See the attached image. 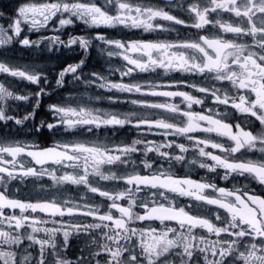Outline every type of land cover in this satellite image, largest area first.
Masks as SVG:
<instances>
[{
    "label": "snow or ice",
    "instance_id": "snow-or-ice-1",
    "mask_svg": "<svg viewBox=\"0 0 264 264\" xmlns=\"http://www.w3.org/2000/svg\"><path fill=\"white\" fill-rule=\"evenodd\" d=\"M72 2L67 0L69 4ZM62 6L61 0H15L14 3L2 6L0 20L4 23L0 24H3L6 31H0V44L4 45L0 47V84L3 85V89H0V128L21 130L25 119L37 126L41 123H37L39 104L33 103L32 97L27 94V86H38L40 80L47 77L46 66L40 60L22 62L16 59L13 54L17 49L27 50L38 57L49 51L55 52L57 47L65 52L79 50L80 58L65 61L55 70L57 87L61 82L67 83L74 75L85 71L88 61L84 49L79 42L69 44L75 34H61L54 25L51 31L40 28V23ZM119 9L132 11L126 2L120 3ZM115 11L113 8L109 14L114 15ZM135 11L142 17L147 16L135 27L142 26L145 32L157 33L175 30L177 37L116 40V48H130L133 53L142 50L146 57L156 54L148 64H139L134 56L125 53L121 63L129 68H138L141 72L150 64L163 72L168 66L166 62L172 61L181 71L195 70L218 81L219 88L208 85L197 87L189 82L183 85L184 90H181L179 84L169 82L168 86L174 90L163 94L179 97L189 107L201 104L206 98L217 105H223L225 110L239 112L243 120L211 122L216 125L219 134L227 138L232 148L239 147L246 152V145L261 146L264 143V0H179L175 5L138 0ZM224 14H228L227 19H223ZM154 19L158 23L155 29L149 22ZM29 23L35 25L31 31ZM34 33L37 34L35 38ZM58 36L64 43L50 48V41ZM98 37L105 39L102 33ZM9 38H14L11 46L6 43ZM103 77L104 69L88 70L87 75H81L76 84L83 89L96 87ZM34 79L36 83H33ZM190 85L200 95L185 90ZM221 89L223 94H220ZM233 89L244 93L239 97L240 103L230 100L229 95ZM9 93L15 94L16 98H11ZM43 95V92L39 93L41 100ZM165 107L171 110L174 106ZM48 116L43 121L46 128L55 125L58 132L60 129L78 130L85 126L88 137H54L53 147L41 148L34 140L0 134V264H28L26 258L29 253L32 254L30 264H55L57 258L76 260L78 264H95L93 260H85L82 250L73 252L76 248L74 240H70L67 246L61 241L57 249L58 257L53 256L51 249L47 252L43 250L41 242L34 239V233L38 230L35 225L38 218L42 219L43 213L48 210L53 215H82L83 220L76 222L81 227H99L100 222L112 226L103 253L97 256L101 247L99 244L89 250L88 255L97 257L99 264H121V261L126 264H264V218L255 219L250 213L240 215L233 206L234 201L245 207L258 206V212L264 213V185L260 186L262 190L259 193H241L232 187L230 179L223 186L217 181L211 189V197L196 196L197 200L203 201L217 214L205 216L187 210V206L178 211L144 203L137 207L133 193L127 186H135L144 180L122 172L121 177L111 184L87 182L83 189L86 207L79 213H66L63 207L57 205L66 204L68 198L53 186L80 185L89 171L100 173L105 165H112L121 171L123 160L119 153L134 151L131 146L134 142L105 138L104 129H100L101 123L122 124L123 121H100L93 114L91 99L86 100L80 93L74 95L68 92L59 102L50 104ZM200 119H207V116L202 115ZM191 121L192 117H189L188 126L179 130L193 131L195 125ZM172 126L171 122L164 121L156 124L157 128L163 129H171ZM97 129H100L99 133ZM213 148L218 151L225 149L220 144ZM184 150L183 145H180L179 151ZM156 151L159 152V148ZM164 155L161 153L162 158ZM18 158L29 159L33 164L26 170H17L15 162ZM168 158L171 159V156ZM74 159L82 164L79 175L64 172L56 176L42 167L48 161L60 163ZM9 162L11 165L6 167ZM253 163L256 164L255 161ZM224 169L227 173L228 169ZM44 175L48 176L47 184H36L35 181ZM25 178L33 180L32 194L28 196L21 195V184ZM181 182L194 185L199 193L210 189V185L200 178H186ZM99 205L102 208L97 211ZM231 217L235 218V224L230 222ZM129 238L132 239L131 245L126 243ZM116 241L125 243L122 247Z\"/></svg>",
    "mask_w": 264,
    "mask_h": 264
},
{
    "label": "flooded vegetation",
    "instance_id": "flooded-vegetation-1",
    "mask_svg": "<svg viewBox=\"0 0 264 264\" xmlns=\"http://www.w3.org/2000/svg\"><path fill=\"white\" fill-rule=\"evenodd\" d=\"M14 2L15 0H0V10H3V5ZM43 2H48V0H43ZM122 2L128 3L132 11L128 12L119 9V4ZM150 2L160 3L161 5L166 3L175 5L179 0H150ZM108 3L109 13L112 12L113 8L116 9L115 14L112 15L115 17V27L101 26L99 29L93 31V35L98 36V34L102 33L105 39H97L95 41L96 46L88 50V52L91 51V55L87 57L88 64L84 71L87 75L88 70L104 69V77L99 86L84 89L86 90L85 98L86 100L91 99L93 114L100 121L106 119L123 121L122 124L101 123L100 129H104L103 136L105 138L111 141H139V143H133L131 145L135 149L134 151L119 153L123 160V168L121 171H117L112 165H105L100 169V173L112 177L111 179L102 180L99 175L89 171L87 174V182L111 184L114 180L121 177L122 172L139 176L143 178L144 182L138 183L135 186H127L133 193L137 207L144 203L149 206L171 208L174 211H178L187 206V210L198 212L205 216L213 215L214 210L204 204L203 201L197 200L196 196L203 195L206 198L211 197V189L217 181L221 186L227 182L222 178L225 174L231 176L232 187L238 189L241 193H246L247 191H256L259 193L262 189L258 184H250L246 178L247 174L241 176L235 173H226L224 168H218L213 173L200 167L201 164L211 165L214 163L207 155H200L201 148H204L205 152L210 153L212 156H219L221 159L227 158V162L239 163L244 161L245 157L241 154L244 153L243 150L234 156H228L226 151H218L211 146L206 147L205 144L207 141H213L223 145L225 149L230 147L227 138L219 134L216 125L211 121H223L225 119L243 120L244 117L239 112L233 113L231 109H228L227 112L232 115L225 116V108L223 105H217L206 98L203 99L201 104H192L189 107L181 98L163 94L174 90L168 86L169 82L179 84L181 90H184L183 85L189 82L194 83L197 87L200 85H208L215 88L220 87L219 82L205 77L195 70L181 71L172 61L166 62L168 66L163 72L153 68L150 64L142 72L138 68L133 69L122 64L121 58L125 53L130 57L134 56L139 64H148L149 60L154 59L156 54L153 53L152 56L146 57L142 50L133 53L130 48H116L114 41L121 39L147 40L154 37L174 39L177 37V33L175 30L163 33H157L156 31L145 32L142 26L140 28L135 27L134 25L139 24L141 19H147L146 15L142 17L140 13L135 11V8L138 6V0H108ZM121 17L124 18L122 19ZM227 17L228 14L223 15V19H227ZM157 19L149 21L153 29L158 27ZM0 23H4V21L0 20ZM51 27L52 25L50 24L48 26L49 31H51ZM75 34L80 35L82 33L80 29H77ZM36 35L34 33L33 38ZM57 50L61 53H66L59 47H57ZM13 55L22 62L42 61L47 65L46 71L50 75L62 66L65 61H74L80 58L81 53L79 50H75L71 55H58L55 57V62L49 58L47 53L38 57L27 50L17 49ZM16 70L19 71V69ZM50 87V85L45 87L44 79L40 80L38 86H27V94L32 97L33 103L39 104L37 123L48 115L46 112L47 105L60 101L59 98L48 94ZM42 88L43 91H41ZM185 90L193 95H200L196 91V88L191 85ZM40 92L44 93L42 100L39 96L35 95V93ZM220 94H223L222 89ZM243 95L244 93L242 91L233 89L229 98L233 103H240L239 97ZM152 105H161V107H153ZM165 106L174 107L168 110ZM202 115L207 116V119H200ZM189 117H192L191 122L195 125L194 130L191 132L180 131L179 129H184L188 126ZM160 121L171 122L173 126L171 129L157 128L156 124ZM133 122L137 123L133 124ZM128 125L133 126L129 127ZM208 128H213L214 130L211 132L204 131V129ZM100 129H97L98 133ZM78 130H80L79 133L62 134L57 136L56 139L69 137L86 139L88 137L85 126H81ZM0 134L15 135L27 141L34 140L37 146L41 148L54 146L51 140H47L44 137L41 140L34 139L32 132L24 129L0 128ZM180 145H183L185 149L183 152L179 151ZM157 148H159V152L156 151ZM161 153L165 154L163 158L161 157ZM169 155L171 159L168 158ZM247 155L259 159V154L256 152ZM177 156H179V159H177ZM32 164L33 162L29 159L18 158L15 162V167L17 170H26ZM70 164H76L77 166L69 167ZM10 165L11 162L5 166L8 167ZM42 167L49 173H54L56 176H60L64 172L79 175L82 171V164L77 159L73 161L64 160L60 163L48 161ZM106 168L112 170L105 171ZM186 178L193 180L200 178V180L210 185V189L199 193L194 185L181 182ZM47 180L48 176L44 175L36 180L35 183L38 185H46ZM32 184V179L25 178L21 184V195H31ZM253 185L255 186L253 187ZM85 186L86 184L84 183L80 185H54V188H59L68 198L66 204L57 206L63 207L66 213H79L81 209L86 207L83 199V189ZM233 206L240 215L250 213L255 219L264 218V213L258 212V206L248 205L245 207V205L235 201L233 202ZM100 208H102V205H99L96 210L99 211ZM79 220H83L82 215L68 216L66 214L65 216H60L59 214L53 215L51 210L45 211L43 218H38V223L35 225L38 230L34 233V239L41 242L45 252L49 249L53 252L60 248L61 241H64L65 233H69L70 240H74L76 244L73 252L82 250L86 261L93 260L95 264H99L97 257H90L88 255L89 250L96 244H99L101 247L97 256L103 253L104 245L108 243L107 237L112 230V226L105 222H100L99 227H81L76 223ZM237 220L239 222V216ZM31 228L32 225L29 226L30 232ZM53 239L57 242L56 249L52 248ZM86 240L88 241L87 244L85 243ZM116 243H120L123 247L125 241H116ZM126 243L131 245L132 239H128Z\"/></svg>",
    "mask_w": 264,
    "mask_h": 264
},
{
    "label": "clouds",
    "instance_id": "clouds-1",
    "mask_svg": "<svg viewBox=\"0 0 264 264\" xmlns=\"http://www.w3.org/2000/svg\"><path fill=\"white\" fill-rule=\"evenodd\" d=\"M62 7H58L56 12L49 15L43 22L40 23V28L45 29L48 28V26L51 24L54 25L56 28V31L64 34L65 32L69 33L71 36L72 34H75L77 32V29H80L81 33L80 35L74 36L69 41V44H74L79 42L81 44V47L84 49L85 53V59L87 60V57L89 55L88 50L93 48L95 45V41L97 39L104 40L103 37H98L93 35V31L95 29H99L101 26L106 27H115V17L109 14L108 7L109 3L108 0H73L71 4L67 3V0H61ZM22 23H24L22 21ZM29 30H33L35 27L34 24L29 23L28 25ZM0 31H6L4 29L3 24H0ZM14 38H9L6 43L11 46L13 44ZM64 43V41L58 36L55 40L50 41L49 47ZM118 43V41H117ZM3 44H0V47H3ZM73 51H68L66 53H61L58 50L55 52L49 51L47 55L49 58L55 62V57L58 55H64L69 54L71 55ZM111 55V53H110ZM47 67V65H45ZM58 67V66H57ZM81 75H86L85 72H82L80 74H76L73 76L71 80H69L67 83H60V86L57 87V80H56V73L53 71L50 75H47V77L44 79L45 81V87L51 86L50 91L48 94L50 96H55L59 98L60 100L68 93L72 92L74 95L77 93L83 94L85 96V91L83 88H80L77 86L76 82L80 80ZM33 83H36V80H33ZM0 89H3V85L0 84ZM43 91V88L41 89ZM8 95L11 96V98H16L15 94L9 93ZM35 95L39 96V93H35ZM226 103V101H225ZM50 105V104H49ZM46 106V112L48 113V107ZM55 115V114H53ZM225 116L232 115L231 113H228L227 110H225L224 113ZM49 116L42 118L40 121L41 123L37 126L34 125L31 121L25 119L22 124V129L26 131H30L33 134L34 139L41 140L42 137H44L47 140H51L54 137L60 136L62 134H73V133H79L80 130L77 129H60L58 132L55 130V125H52L51 128H46L43 124V121L47 120ZM213 128L204 129V131L211 132L213 131ZM134 143H139V141H134ZM206 147H218L219 144L213 142V141H207L205 142ZM246 152L241 153V150L239 147L232 148L228 147L227 149H224L223 151H226L228 156H234L237 153H241L244 155L245 159L243 163H232L228 164L227 158L221 159L219 156H212L210 153H206L204 148L200 149V155L205 156L207 155L210 159L214 161L213 164H201L200 167L207 169L208 172H216L218 168H227L229 173H235L237 175L243 176L246 173H254L247 176V180L250 182V184H258L259 186L264 185V143H262L261 146H257L256 144L246 145ZM256 152L259 154V159L253 158L250 155V153ZM256 162L254 164L253 162ZM96 175L100 176V179L102 180H108L112 177L103 175L102 173H96ZM224 180L231 179V176L226 175L222 177ZM81 183L87 184V176L82 178ZM250 186V185H246ZM183 194V192H181ZM213 215H217L216 213H213ZM219 218V217H218ZM230 222L235 224V218L231 217ZM31 238V237H29ZM130 239V238H129ZM70 241V234L65 233L64 235V246H67L68 242ZM57 242L55 239L52 240V248L56 249ZM54 257H58L59 253L57 251L52 252ZM31 253H29V256L26 258L28 260V264H30V257ZM23 264V262H22ZM55 264H78L76 260L72 259H59L57 258L55 260ZM121 264H126V262L121 261Z\"/></svg>",
    "mask_w": 264,
    "mask_h": 264
}]
</instances>
